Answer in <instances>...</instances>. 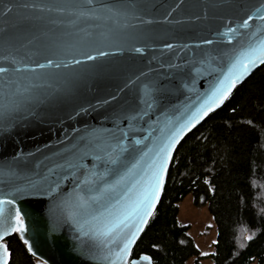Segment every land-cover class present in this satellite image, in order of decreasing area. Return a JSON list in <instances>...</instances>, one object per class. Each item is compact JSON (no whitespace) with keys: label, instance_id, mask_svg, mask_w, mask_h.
<instances>
[{"label":"water","instance_id":"obj_1","mask_svg":"<svg viewBox=\"0 0 264 264\" xmlns=\"http://www.w3.org/2000/svg\"><path fill=\"white\" fill-rule=\"evenodd\" d=\"M262 5L0 0V245L17 235L44 264H152L132 250L177 147L264 65L225 79L250 47L264 51ZM173 137L154 202L121 258L131 232L104 226L140 198ZM17 212L22 233L12 230Z\"/></svg>","mask_w":264,"mask_h":264},{"label":"trees","instance_id":"obj_2","mask_svg":"<svg viewBox=\"0 0 264 264\" xmlns=\"http://www.w3.org/2000/svg\"><path fill=\"white\" fill-rule=\"evenodd\" d=\"M191 196L215 227L212 252L201 255L177 220ZM8 264H35L17 235L5 240ZM152 264H264V65L237 86L177 147L161 199L132 250Z\"/></svg>","mask_w":264,"mask_h":264},{"label":"snow or ice","instance_id":"obj_3","mask_svg":"<svg viewBox=\"0 0 264 264\" xmlns=\"http://www.w3.org/2000/svg\"><path fill=\"white\" fill-rule=\"evenodd\" d=\"M89 2H91V0H89ZM262 8H264V5H262ZM257 11H259V9ZM256 18L259 20H264V16L258 15ZM248 19L250 20L252 19V17L249 16ZM247 24L248 20H244L241 27H247ZM229 31H232V29H229ZM206 43L210 42L206 41ZM260 45L262 48H264V41H260ZM168 47H171V45H168ZM136 51L139 52L140 49H136ZM254 53L255 49L250 47L247 52L242 53L240 56H238L233 65L229 68V72L225 74V79H231L232 81H235L248 70L249 65L256 63L257 60H259L260 62H264V51H261V54L259 56L254 55ZM99 55L103 56L105 55V53L100 52ZM86 58L89 60L93 59L92 56H87ZM73 62L79 63V61ZM48 63L52 64V61L49 60ZM37 67L43 68L44 65H37ZM233 69H236L237 71L234 73ZM4 71H6L4 68H0V72ZM224 83L225 81H221V84ZM227 91L228 88L225 87L223 89V92L220 93V96H217V92H219V89L214 90L213 97H216L217 99L221 98L224 94L227 93ZM212 102L215 103V99H213ZM207 109L210 111L211 105H208ZM172 143H174V137L160 149V160L157 164H154L151 183L144 189L140 198L130 208L126 207L124 209L118 210L113 215V218L104 226L103 234L111 233L113 235H119L125 228H127L131 232V236L126 238L124 246L120 249L121 258L123 254L128 251V245L132 243L133 238L139 232L141 225L144 223L145 218L148 215V209L154 202V199L157 195V188L163 179L162 172L164 168V160L167 158L169 146ZM133 167H135V165H133ZM121 180H123V177H121ZM8 203H11V201H8ZM105 211H107V209H105ZM12 230L21 233L24 230V224L20 219V214L18 212L16 214V225L12 228ZM25 244H27L26 240ZM7 255V249H5L3 245H0V264H8Z\"/></svg>","mask_w":264,"mask_h":264},{"label":"rangeland","instance_id":"obj_4","mask_svg":"<svg viewBox=\"0 0 264 264\" xmlns=\"http://www.w3.org/2000/svg\"><path fill=\"white\" fill-rule=\"evenodd\" d=\"M177 220L181 224L190 226L189 236L201 255L206 256L212 252V245L215 241V227L210 215L204 207H194L191 196H187L179 204ZM193 260L189 261L191 264ZM35 264H44L35 259ZM200 264H210L209 260H202Z\"/></svg>","mask_w":264,"mask_h":264}]
</instances>
